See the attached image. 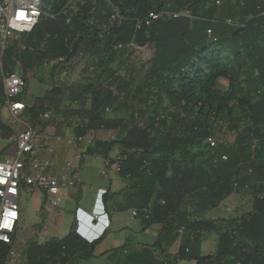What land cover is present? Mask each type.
Instances as JSON below:
<instances>
[{
	"label": "trees",
	"instance_id": "obj_1",
	"mask_svg": "<svg viewBox=\"0 0 264 264\" xmlns=\"http://www.w3.org/2000/svg\"><path fill=\"white\" fill-rule=\"evenodd\" d=\"M43 2L58 15L61 33L54 34L51 23L43 16L33 31L24 35L27 38L20 57H16L13 45L5 48L3 73L17 72L16 61L22 71L30 70L57 54L67 63L82 45L98 46L104 41L96 52L97 61L103 64L96 83L79 88L80 95H91V105L81 112L76 135L80 138L89 132L121 131L118 140L97 141L85 155L101 157L108 167L117 165L119 176L129 183L123 190L124 210L143 215L145 226L162 224L167 233H174L173 240L179 230H185L174 258L160 263L144 251L128 257L126 264H178L180 260L197 264H264V164L258 162L264 145L262 0H235L223 9L207 0ZM205 3L211 7L202 10ZM163 10L189 12L190 16L145 25L151 12ZM116 11V25L110 27ZM110 28L114 37L108 35ZM130 44L151 48V58L144 67L141 90H136L132 104L126 105L129 116L110 118L107 113L117 110L118 95L127 89V84L119 91L112 82L102 84L106 82L103 76L112 74L110 66L119 46ZM220 79L229 82L225 92L219 88ZM54 94L60 95L61 90L54 89L37 98L32 106L27 105L29 122L43 131L58 111L60 101ZM73 100L74 104L80 103L77 98ZM3 105L1 79L0 106ZM234 105L241 109L239 115L234 113ZM46 111L52 113L49 121L40 117ZM219 121L227 123L228 130L237 137L233 143L218 141L215 148L209 149L205 141L216 137L214 125ZM0 132L5 138L13 135L1 119ZM116 146L120 148L119 157L111 160L109 154ZM247 175L258 180L252 187V212L230 220L207 218V213L228 197L247 190ZM208 233L219 236L218 249L215 255L202 256L203 236ZM75 235L71 230L62 239L30 243L24 249V264L89 260L95 244ZM10 250L11 246L0 244V264H8Z\"/></svg>",
	"mask_w": 264,
	"mask_h": 264
},
{
	"label": "crops",
	"instance_id": "obj_2",
	"mask_svg": "<svg viewBox=\"0 0 264 264\" xmlns=\"http://www.w3.org/2000/svg\"><path fill=\"white\" fill-rule=\"evenodd\" d=\"M108 1V0H105ZM235 0H224V5L227 6L231 3H234ZM48 10V11H47ZM45 18L49 20V22L52 25V32L54 34H60L62 28L59 25V21H57V16L55 13L50 11V8H47ZM59 26H58V25ZM113 27V26H112ZM117 28V27H116ZM109 31V36L114 37L115 35L112 33V29H107ZM67 39V38H66ZM65 39V45L68 44V39ZM104 41L98 42V46H92V47H85V45H82L81 49L76 53L71 59L68 61L71 64L78 61H82L83 56L89 57L92 56L94 53L96 54L98 47H103ZM142 46V45H140ZM121 46H119L120 48ZM139 47V45H138ZM144 46H142L143 48ZM24 48V47H23ZM117 49V52L115 53L113 57V61L111 63V66L113 68L112 74H104L103 79L106 81L102 84H111L117 87L119 91L122 89L121 87L125 86L127 84V97H131L129 100H124L125 92L119 93V100L117 102V108H120L121 106L123 108L127 107L128 105L132 104L133 102V95L135 93V87L133 86L134 76L132 74V69L130 68V65L132 64V59L134 58L137 45L130 44L124 48ZM116 49V48H115ZM78 56L81 58L77 59ZM97 61V56L89 57V58H95ZM59 54H57L53 59L46 61L43 63V65H48L51 68H54V66L51 65H57L59 62ZM151 58V56H150ZM149 58V60H150ZM1 59V58H0ZM86 59V58H85ZM148 60V61H149ZM148 64V62H147ZM146 67V66H145ZM3 71V69H1ZM52 70V69H51ZM55 72V69L52 73ZM19 73V72H17ZM2 74V72H1ZM75 74L77 76H80L81 73L78 72ZM70 75V73H69ZM63 76H66V72L63 73ZM98 73H95L94 75L88 76L90 77V83H96ZM144 75L141 78L142 85L138 90H141L144 82ZM57 78V77H56ZM2 79V78H1ZM66 79V80H65ZM61 77L59 82H53L48 85H39L34 79H31L30 82L27 83V91L23 93L22 100L28 105L32 106L35 103V100L37 98H43L45 95L49 92H51L54 89H60L61 94L55 96V98L60 101L59 104H57L58 111L57 114L53 116V119L48 123L46 126V129L44 130V133L47 135V139L45 143L48 146L55 144V139L57 136H60L63 138V142L61 144H58L56 147V158L55 156H49L45 150L40 152V157L42 159L44 158H50L55 163V168L58 170L64 169L65 164L69 161H74V159L79 154H84L86 149L89 146L94 145L97 141H116L118 140V137H121L122 132L121 131H111L115 132L117 134V138L115 137L112 140H104V139H95L94 134H105L108 131H96V132H89L86 136L81 137L83 141L79 143L78 137L75 132V128L77 124L80 122L81 112L83 109L90 108L91 105V95H80V87L83 85H86L84 83L85 81H77L76 87L72 88L74 85L73 82H75L71 78H65ZM3 83V80H2ZM84 83V84H83ZM88 83V84H90ZM219 88L225 92L228 90L229 82L226 79H220L219 80ZM26 87V88H27ZM134 87V88H133ZM137 89V88H136ZM132 90V91H131ZM117 91V90H116ZM124 91V90H123ZM3 94H4V87H3ZM81 96V98H80ZM77 98L80 100V103L74 104V100ZM131 101V102H130ZM127 105V106H126ZM5 109L6 107L3 105L1 108ZM5 107V108H4ZM126 109V108H125ZM1 110V109H0ZM8 110V109H7ZM9 112V111H8ZM49 112V111H46ZM45 112V113H46ZM108 117L109 114L107 113ZM43 114L40 115L42 118ZM110 118H117V117H110ZM1 119V117H0ZM2 120V119H1ZM3 122V121H2ZM3 124L6 125V123L3 122ZM7 126V125H6ZM14 126V127H13ZM13 126H7L11 130L16 128V131H13V135L9 138H5L3 136V133L0 132V140L5 142V144H1L0 149V159H3L8 153L13 152L15 150V144L13 142L14 135L19 130V127ZM117 147V146H116ZM114 147L113 150L109 154V158L111 160H116L119 157L120 148ZM88 160H94L97 162H100L101 166V175L102 172L105 171L104 178H106L103 181H100L98 185L94 186L93 189V201L87 204H84L83 198H84V192L88 188L87 186V180L85 178V168L87 165ZM76 183H77V190L71 191L70 195L68 196L67 200L70 199V197L76 193H78L79 189H82V198L79 200V202H73V205L70 207L71 210L75 209L76 207H79L82 212L80 214L82 218V226L87 228L88 230H91L93 234H90L89 232V239L94 237V242L90 243L85 238L84 235H82V239L87 242L88 244H95L94 248V255L89 260H80L73 264H126V260L128 257L134 256V255H140L144 251H149V255H152L154 259H156L158 262L163 263L164 261H167L169 258H174L180 249V246L183 243V235L185 230L181 229L179 230V236H177L173 240L174 233H167L165 230L166 228L162 224H151L145 226L143 224V218L144 216H137L134 214V210H124L125 205L122 201L124 199V188L128 186V181L122 179L118 174V168L117 165H113L112 167H108V163L102 159L101 157H91L86 156L83 160L79 168L76 172ZM100 190H106L107 194L104 197L103 203L101 202L100 205L104 206L105 211L107 213V217L105 219H101L98 226L95 227L96 223L98 222V219L95 215H93V209L94 204L97 198V195ZM34 194H40L39 200L35 204L34 209L40 210L44 201L42 193L38 191H33ZM235 195L233 194L230 197H228L225 201L221 203V205L213 209L212 211L207 213V218L217 220V219H236L241 218L237 215L233 216V207L231 206L233 199L235 198ZM65 201V203L67 202ZM45 203V202H44ZM47 207V206H46ZM136 212V211H135ZM109 220V221H108ZM105 223H109V228L105 231V233L102 235L101 231ZM93 228H96L93 230ZM69 232L65 233L60 239L64 238ZM97 235V237L95 236ZM203 244L201 247V255L202 256H212L215 255L218 249V241L219 236L215 233H208L204 234L203 236ZM212 241V247L211 250H209V243ZM43 244V243H39ZM25 246V245H24ZM25 248H23L24 250ZM118 250V251H117ZM117 251V252H115ZM178 264H197L195 261H186V260H180L178 261Z\"/></svg>",
	"mask_w": 264,
	"mask_h": 264
},
{
	"label": "built area",
	"instance_id": "obj_3",
	"mask_svg": "<svg viewBox=\"0 0 264 264\" xmlns=\"http://www.w3.org/2000/svg\"><path fill=\"white\" fill-rule=\"evenodd\" d=\"M207 1L217 8L224 4V0ZM46 10L47 7L43 0H0V43L3 45V52L7 42L15 34H30L45 16ZM259 11L264 16V0L259 6ZM183 15L190 16L189 12H172L170 10H163L159 13L151 12L145 20V25L149 26L159 19L179 18ZM112 18H118L117 11ZM67 21L70 22V20ZM228 23L231 21L229 20ZM208 34H212L210 30ZM1 60L2 56L0 59L2 69ZM59 62L65 63V59L61 57ZM2 80L4 106L11 115L13 125L19 127V130L13 139L15 150L0 159V244L11 246L8 264H13L18 259H21L20 261L24 264L26 259L15 246L23 217V209L20 203L21 194L26 189L37 190L42 193L47 207L61 209L70 192L77 190L76 172L87 155L84 153L80 158L76 157L74 161L67 162L65 168L61 170L55 168L52 159H42L40 152L43 150L49 156L56 158V147L63 142V138L57 136L55 144L48 146L45 143L48 137L44 131L40 127H34L29 122L25 115L27 104L18 98L26 86L24 78L19 73L4 74L2 71ZM42 117L49 121L52 119V113L46 112ZM78 141L82 142L83 139L80 137ZM205 144L209 149H212L217 146L218 140L215 136H210L206 139ZM224 159L226 160V157ZM105 174L103 171L102 175ZM106 194V190H100L97 195L93 209V215L98 219L95 227L99 225L101 219L107 217L104 206L100 205L101 202L103 203ZM134 214H136L135 211ZM108 228L109 223H105L101 234L103 235ZM85 238L89 239L88 236ZM88 241L93 243L94 237Z\"/></svg>",
	"mask_w": 264,
	"mask_h": 264
},
{
	"label": "rangeland",
	"instance_id": "obj_4",
	"mask_svg": "<svg viewBox=\"0 0 264 264\" xmlns=\"http://www.w3.org/2000/svg\"><path fill=\"white\" fill-rule=\"evenodd\" d=\"M224 6L225 5H223V7ZM209 7H211V5L205 3L202 7V10H206ZM223 7L221 9H223ZM115 25H116V21H114V19L111 17L110 27ZM26 38L27 37L24 35L15 34L9 39L5 48H7L8 45H13L14 49L16 50V57H20L19 56L20 51H23V45ZM2 54H3V45L0 43V58ZM95 55L96 54L94 53L92 56L90 55L89 57H93ZM150 56H151V48L146 46H144L143 48L142 46L139 47L137 46L134 58L132 59V64L130 65V68L133 71L132 74L135 77L134 78L135 81L133 82L134 84L133 86L135 87V90H138V88H140V86L142 85L141 78L145 73L144 67L147 65ZM89 57L83 56L82 59L84 60L82 61L76 60V62H74L73 64L67 62V63H58L57 65L55 64L51 65L54 66V68H51L48 65V63L45 66L43 64H39L35 66L33 69L30 70L24 69L23 71L21 64H19V62L16 61V69L14 70L19 72L26 79L27 83L30 82L31 79H34L37 83H39V85H46L48 87V85L50 86V84L53 82L54 83L59 82L61 77H63V79L67 77L75 81L73 82L74 85L72 86V88H74L76 87L77 81H85L84 83L88 84L90 83L89 81L90 77L88 76L94 75L95 73H99L101 71V67L103 66V64L96 61V57L95 58H89ZM79 58L81 57L78 56L77 59ZM54 69L55 72L52 73ZM1 72L2 70L0 67V81L2 78ZM64 72H66V76H63ZM75 72L76 73L80 72L81 75L77 76ZM27 89L28 87L25 88L23 93H25ZM124 92H125V96L123 101L125 102V100H129L132 95L130 92V97H127V91L124 90ZM125 108L121 106L120 108H117V110H115L114 112L112 111L108 112V114L110 117L126 119L130 113L127 111V108L126 109ZM0 109H1L0 117L2 121L6 123L7 126H13L12 118L7 108L3 109V107L1 108L0 106ZM233 110L236 115H239L241 112V109L237 105L233 106ZM214 130H215L216 138L220 142L224 141L226 143H233L237 137V133L230 132L228 130L227 123H224L222 121H219L217 122L216 125H214ZM13 131H16V128H14ZM94 137L96 140L97 139L112 140L115 137L117 138V134L115 132L108 131L105 134L96 133L94 134ZM119 138L120 137H118V139ZM1 144L3 146L5 142L0 140V146ZM118 151L120 152L119 149ZM81 156H83V154H79L77 157L80 158ZM258 162L264 164V145L258 156ZM99 163L100 162L94 160H88L87 162L84 174L88 182L87 183L88 188L84 192L85 194L83 198L84 204L93 201V193L95 190L93 189L94 186L98 185L100 181L106 179L104 178L103 175H101V170L103 168L101 169ZM245 177H248L246 184L247 190L238 193V195H235V198L233 199V202L231 204L234 210L232 213L233 216L237 215L238 217H241L243 215H247L250 212H252L253 203H254V195L252 194V187L258 182V180L254 175H250V176L247 175ZM33 191H37V190L26 189L21 194V198H20V203L23 209V217L21 220L15 246L19 252H22V256L24 255L23 248H26L32 242L46 243L47 241L52 239H60V237H62L65 233L70 232L71 230L81 233L80 229L82 226L81 223L82 218L80 214L82 210L79 207H76L74 210L73 209L71 210L70 207L73 205L72 201L79 202V200L82 198V189H79L78 193L72 195L70 199L67 200L66 203H64L61 209H53L50 207H46V204L43 201L40 210L34 209L35 204L39 200L40 194L38 193L35 195ZM211 242L212 241H210L209 243V250H211L212 247ZM20 260L19 259L16 260L13 264H22Z\"/></svg>",
	"mask_w": 264,
	"mask_h": 264
},
{
	"label": "bare ground",
	"instance_id": "obj_5",
	"mask_svg": "<svg viewBox=\"0 0 264 264\" xmlns=\"http://www.w3.org/2000/svg\"><path fill=\"white\" fill-rule=\"evenodd\" d=\"M90 231H91V230H88L87 228L81 226L80 232H81L82 235H84V236H88V237H89L88 234H89ZM90 234H93V232L91 231Z\"/></svg>",
	"mask_w": 264,
	"mask_h": 264
},
{
	"label": "water",
	"instance_id": "obj_6",
	"mask_svg": "<svg viewBox=\"0 0 264 264\" xmlns=\"http://www.w3.org/2000/svg\"><path fill=\"white\" fill-rule=\"evenodd\" d=\"M142 46H144V45H142ZM76 238H82V236H81V234L79 233V232H76Z\"/></svg>",
	"mask_w": 264,
	"mask_h": 264
}]
</instances>
